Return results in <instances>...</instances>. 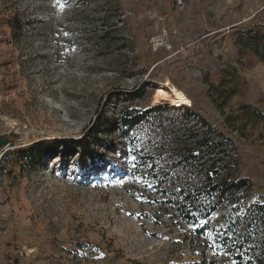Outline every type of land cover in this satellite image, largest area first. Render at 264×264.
<instances>
[{"label":"rangeland","instance_id":"rangeland-1","mask_svg":"<svg viewBox=\"0 0 264 264\" xmlns=\"http://www.w3.org/2000/svg\"><path fill=\"white\" fill-rule=\"evenodd\" d=\"M119 8L0 0V264H248L220 243L227 201L199 230L155 202L145 175L171 159L149 123L127 136L94 135V169L81 167L80 151L24 160L21 149L80 139L125 106L168 104L163 117L173 122L191 107L234 141L235 173L251 180L248 199L264 203V64L243 68L233 40L235 25H264V0H120ZM15 15L22 30L14 34ZM213 84L238 92L219 108ZM175 92L191 104L174 106ZM141 147L139 156L156 160L141 164Z\"/></svg>","mask_w":264,"mask_h":264},{"label":"trees","instance_id":"trees-1","mask_svg":"<svg viewBox=\"0 0 264 264\" xmlns=\"http://www.w3.org/2000/svg\"><path fill=\"white\" fill-rule=\"evenodd\" d=\"M113 3L120 9V0H113ZM118 22L124 24L125 21L119 16ZM9 24L14 34L18 28L22 30L16 15L9 19ZM233 30L241 66L264 64V25L253 21L235 25ZM234 69L237 72V68ZM219 86L211 85L210 91L218 93L216 102L222 108L238 92V87L221 93ZM167 109H171L168 104L154 105L145 110L125 106L115 117L99 116L80 139L57 138L51 143L37 141L20 152L28 164L38 165L51 155H75L80 151L81 167L94 169L97 156L91 139L94 135L106 128L109 134L114 132L127 136L138 125L149 123V129L153 128L151 131L160 135V144H168L164 148L171 159L167 169L150 164V173L145 175L153 181L152 188L160 197L155 202L170 213L169 218L179 219L199 230L201 220L207 219L227 201L231 205V222L226 237L220 243L227 246L228 251L237 253L234 258L238 260L244 255V259L249 260L248 264H264V203L248 199L251 180L235 173L238 158L234 141L191 107L184 108L182 119L177 122L163 117ZM243 109L263 116L251 105H244ZM168 123L169 127L164 129ZM141 151L142 147L137 156ZM139 157L144 160L141 163L144 166L156 160L154 156Z\"/></svg>","mask_w":264,"mask_h":264},{"label":"bare ground","instance_id":"bare-ground-1","mask_svg":"<svg viewBox=\"0 0 264 264\" xmlns=\"http://www.w3.org/2000/svg\"><path fill=\"white\" fill-rule=\"evenodd\" d=\"M161 96L166 99L168 94L163 92L161 94ZM172 103L174 104V106L180 107V106L185 105V104L190 105L191 101H190V99L185 97L182 93L175 92L174 98L172 99Z\"/></svg>","mask_w":264,"mask_h":264},{"label":"snow or ice","instance_id":"snow-or-ice-1","mask_svg":"<svg viewBox=\"0 0 264 264\" xmlns=\"http://www.w3.org/2000/svg\"><path fill=\"white\" fill-rule=\"evenodd\" d=\"M149 186H151V185H149Z\"/></svg>","mask_w":264,"mask_h":264}]
</instances>
